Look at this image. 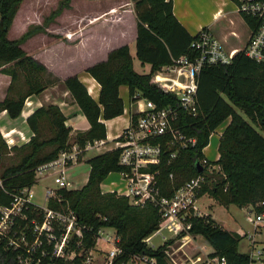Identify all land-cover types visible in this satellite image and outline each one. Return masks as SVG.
I'll return each mask as SVG.
<instances>
[{
  "label": "trees",
  "instance_id": "trees-1",
  "mask_svg": "<svg viewBox=\"0 0 264 264\" xmlns=\"http://www.w3.org/2000/svg\"><path fill=\"white\" fill-rule=\"evenodd\" d=\"M70 1L62 0L59 14L70 7ZM23 2H0V70L12 80L8 96L0 102V113L6 111L12 119L22 114L28 97L46 89L49 82L45 76H50L46 67L22 48L32 35L45 31L48 21L44 27L29 30L20 40L8 37ZM134 11L138 22L137 58L142 64L151 66L150 72L135 71L130 48L125 45L113 50L106 61L86 70L101 86L99 101L89 95L78 77L66 79L64 85L88 119L89 131L78 133L71 140L72 129L66 125V117L57 106L38 109L27 120L34 136L28 144L12 149L22 154L19 163L0 171V205L11 206L15 195L24 188L33 187L39 167L56 161L75 145L84 149L87 143L105 140L107 132L101 119L111 120L124 113L120 88L127 86L132 102L144 99L158 108H178L175 129L195 140L179 149L171 144V136L161 140V161L146 171L156 174L162 196L171 198L187 181L203 175L205 184L198 199L209 195L226 208L234 205L242 209L250 205L255 212H262L264 209L258 205L264 202V137L258 128L264 132V64L251 60L242 50L229 65L204 68L197 77L198 114L192 116L179 108L177 92L165 91L152 82L154 74L172 65L175 59L196 58L197 54L190 48L196 35H190L175 16L173 0H136ZM20 80L26 85L24 91L17 89L16 83ZM136 119L134 115L133 122ZM228 119L230 124L220 138L219 159L210 161L217 169H204L200 173L196 164L205 158L203 151L211 136ZM45 126L52 132L47 139L42 137ZM175 151L176 157L172 158ZM4 153H9V149L0 133V164ZM119 155L120 150L116 149L89 159L88 183L81 190H59L49 199L50 209L74 211L83 231L81 237L74 234L69 241L67 250L75 253L73 259L46 258L42 264H88V251L95 246L98 232L103 228L115 230L116 246L122 251L112 264H125L136 257L155 259V264H168L165 251L174 240L156 250L145 243L164 223L160 221L158 209L152 204L135 206L128 197L117 193H102L101 184L109 174L128 171V167L119 164ZM44 216L43 210L33 204L23 209L12 232L0 240V264H20L18 257L24 255V248L20 245L15 249L9 245V238L17 242L20 235L26 233L31 240L33 223H42ZM187 222L191 224L188 234L204 238L215 255L226 257L229 264H249V255L239 250L241 237L225 230L211 215L198 217L190 213ZM55 233L60 236L62 232L55 230ZM44 247L50 249L46 242Z\"/></svg>",
  "mask_w": 264,
  "mask_h": 264
},
{
  "label": "built area",
  "instance_id": "built-area-1",
  "mask_svg": "<svg viewBox=\"0 0 264 264\" xmlns=\"http://www.w3.org/2000/svg\"><path fill=\"white\" fill-rule=\"evenodd\" d=\"M109 1H116L120 4L111 8L104 15L90 20V24L109 13L118 14L134 11L135 9L136 0ZM234 1L238 12L249 20L248 24L251 28V34L243 52L251 60L264 64V0ZM74 35L75 33L68 34L67 37L71 38ZM190 48L197 54L194 60H190L187 56L175 59L172 65L165 66L154 74L153 82L165 91L177 92L179 108L192 116H196L198 114V75L204 68L231 64L238 52L227 51L209 28H202L196 34ZM179 77L183 78L181 82H179ZM178 112V108L173 106L158 108L156 104L148 101V107L137 115L135 122L132 120L131 127L123 133L117 140L116 147L112 149L120 150L119 164L128 167V171L121 173L127 181L126 193L121 195L128 197L130 203L138 207H143L146 204L154 205L158 209L160 221L164 222L156 232L145 240L146 245L152 249L155 248L154 250L158 249L152 243L155 236H160L162 241L160 246H165L166 242L176 237V235H181L183 241L191 236L188 234L191 229V224L187 222L189 214L192 213L198 217L203 216L196 208L198 197L205 184L203 175L190 179L171 198H167L160 194L156 183V174L146 171L151 165L160 163L162 155L161 140L167 136H171L170 142L177 149L186 147L188 143H195L194 139H188L175 129L174 123L178 120ZM104 145L103 141L87 143L84 149H80L75 145L68 152L62 153L60 160L58 158L56 161L43 165L37 171L49 170L60 162L64 166L77 162L79 156L85 151L94 148L100 150ZM176 154L177 151L173 152L171 157L175 158ZM200 164L208 171L217 169L210 164L207 158H203ZM55 196L51 192H47L45 197L47 203L49 199ZM34 198L35 194L32 187H27L14 196L11 206L0 205V240L12 232L17 218L22 215L23 209L28 205H35ZM258 207L264 209V202H261ZM38 208L44 212V221L33 223L31 240L28 239L26 233H22L17 242L9 238V245H13L15 249L20 245L24 248V255L18 257L19 263L42 264L43 259L46 258L51 260L64 259L66 261L73 259L75 253H69L67 250L69 241L74 234L81 237L83 231V228L78 224L75 212L72 210L67 212L57 211L50 209L48 206ZM247 219L253 227L252 232L245 235L249 243L247 252L250 257L249 264H264V241L259 245L260 242L255 240L256 235L264 234V210L247 216ZM55 230L61 231V235L57 236ZM167 230L170 231L168 234H172V237L166 235ZM104 235L106 236L105 240L114 245V248L108 253L112 259H115L122 253L121 249L116 246V236L111 237L105 234V228H103L99 230L98 237ZM45 242L50 249L44 247ZM172 245L166 248V259L169 262L168 259L170 258L172 263L178 264L173 258V252L170 250ZM209 248V246L201 247L204 256L195 260L188 259L189 264H229L226 257L215 255L213 249H211L212 247L211 250L207 251ZM144 260H148L151 264L156 263L155 259L149 260L147 257H136L131 261ZM91 261L92 258L88 255L87 263L91 264Z\"/></svg>",
  "mask_w": 264,
  "mask_h": 264
},
{
  "label": "crops",
  "instance_id": "crops-1",
  "mask_svg": "<svg viewBox=\"0 0 264 264\" xmlns=\"http://www.w3.org/2000/svg\"><path fill=\"white\" fill-rule=\"evenodd\" d=\"M231 4L235 5V9L226 10ZM173 6L175 16L190 35H196L202 28H209L227 51L241 52L246 47L251 34V28L247 20L238 12L234 0H225L217 5L213 4L212 7L214 9L212 8L208 24H201L197 28H194L195 23L191 20L190 14L192 13V7L190 0H173ZM21 8L17 15L21 11ZM103 8H94L93 10L85 9L76 12L70 8L69 11L72 13V17L70 19V29L68 30H70V34L75 33L71 38L61 36L56 33L57 31H54L55 29L63 30L64 28H69L68 25L64 26L62 25L64 23L59 21L62 14L49 24L45 32L32 35L22 44V48L28 56H31L46 67L48 74H50L48 78L51 80L48 81L49 83L42 93L27 98L22 114L18 118H10L6 111L0 113V133L8 145L11 155L14 152L12 150L13 147H21L28 144L34 136L27 120L42 107L57 106L62 111L66 117V125L72 129L70 134L71 140L76 134L89 131L91 125L65 87L64 81L70 77H78L87 88L89 95L95 101H99L101 86L93 77L86 73V70L99 62L106 61L113 50L125 45L129 46L135 71L138 72L137 65H141L142 67L146 65L149 67V71L146 72L144 70L138 73L147 74L150 72L151 66L149 64H142L137 58L136 41L138 22L135 11L120 12L118 14L109 13L90 24V20L104 15L112 7L106 10L105 8L103 10ZM67 10H64V12ZM28 17H23V26L20 27L18 36H15L12 40L22 39L30 28L43 26L42 21L29 22ZM86 18L88 20L85 23L84 19ZM15 19L10 31L15 27ZM101 21H104L102 25L100 24ZM182 80L183 78L179 77V82ZM11 81V77L3 74L0 70V102H3L8 96ZM152 83L156 85V83ZM16 86L21 91L26 89V85L22 80L18 81ZM122 87L120 88V96ZM121 98L124 103V113L111 120L101 119V122L106 127L107 138L101 140L105 145L100 150L96 148L87 150L77 162L70 163L66 166L60 162L49 170L37 172V182L32 187V190L34 192L36 187L41 184L46 204L39 206L34 202L35 205L38 207L48 206L45 199L47 192L56 195V192L62 189L69 191L81 190L88 183L91 172V166L87 161L114 149L117 140L131 127L132 117L138 115L148 107V101L144 99H138L136 102H132L129 89L128 106H126L124 98L122 96ZM229 124L230 119L225 121L211 136L209 145L203 151L205 158L211 160L213 151L217 149L218 154L215 159L216 161L219 159L220 138ZM58 160H60V157ZM125 189H127V186L125 187L123 182L111 181L106 183L105 180L101 184L103 194L117 193L121 195L126 193ZM34 194L36 198L37 194L35 192ZM210 200L214 204L209 206L216 208L218 204L212 198ZM198 201L196 203L197 211H200L203 215H211L225 230L238 233L239 229L234 231L223 226L215 219L212 212L206 209L203 211L200 210ZM166 235L172 237V234ZM207 245L211 248L209 244Z\"/></svg>",
  "mask_w": 264,
  "mask_h": 264
},
{
  "label": "rangeland",
  "instance_id": "rangeland-1",
  "mask_svg": "<svg viewBox=\"0 0 264 264\" xmlns=\"http://www.w3.org/2000/svg\"><path fill=\"white\" fill-rule=\"evenodd\" d=\"M223 1L225 0H190L191 7H192V13L190 14V16H191V20L195 23L194 28H197V26L201 24H208L209 19L211 17L212 8L214 9V7H212L213 4L217 5L219 3H222ZM61 2L62 0H24L23 4L21 5L22 8L20 7L21 11L19 12V14L17 15L15 19V27L12 31H9V35H8L9 39L12 40L13 38H15V36H18L20 27L23 26V17H26V16L28 17V15H30L28 17L29 22L42 21L43 26H39V27H44V24L46 21H48V24H50L56 18H59L63 14L59 18V21L64 23L62 24L64 26L68 25L69 28H64L63 30L55 29L54 31H57L56 33H58L61 36H67L68 34H70V30L68 29H70V23H71L70 19L72 17V13L69 11L70 8L74 9L73 10L74 12L79 11V10H85V9H92V10L94 8L100 9L101 7H104L106 10L110 7L112 8L117 7L120 4L119 2L116 3V1H109V0H71L70 7L67 8L68 10L64 12V10H66L64 9L59 14L58 10L61 5ZM232 9H235L234 4H231L226 10H232ZM87 20L88 18L84 19V22L86 23ZM103 23L104 21L100 22L101 25ZM31 29H34V28H30V30ZM137 70L138 72H143L144 70L148 72L149 67L146 65L144 67H142L141 65H137ZM48 77L49 76L46 75L45 80L50 81L51 79ZM20 84L22 85V83ZM121 96L124 98L126 106H128L127 86L122 87ZM258 131L264 137V132L260 128H258ZM51 135H52V132L50 131V129L48 130L47 126H45L42 131V137L47 139ZM91 153H95V152H91ZM217 154H218V151L216 149L213 151L211 160L209 159L208 160L211 162H216L215 158ZM21 156L22 154H20L18 151L13 152L12 155L10 153H4L1 159L0 171L2 172L4 168L19 163ZM120 175L121 174H118V173H112L110 176L106 178V183H109L111 181H118V182H123L126 187L127 181L126 179H124L122 175L121 176ZM34 192L37 194V197L34 199V202H36L39 206H44L46 202L44 200V192L41 189V184L36 187V190ZM213 204L214 203L210 200L209 195H204L198 201V207L200 208V210L203 211L206 209L212 212L215 219L219 221L227 229L234 230V231L239 229L238 233L237 232H233V233L241 237L240 247H239L240 252L247 253L248 248H249V243L245 235L248 232H252V229H253L252 225L248 222L247 216H250L251 214L255 213L254 208L250 205L242 209L234 205L229 208L219 206V205H217L216 208L209 206ZM212 208L214 209V212ZM169 232L170 231L167 230L166 234H168ZM105 234H108L111 237L116 236L115 230L113 229H105ZM105 238H106L105 235L98 237L95 246L88 251L89 252L88 255L92 258L91 264H112L113 263L114 259L110 257L108 252L114 248V245L112 243L107 242ZM190 238H192L193 240ZM173 239L175 240L170 250L173 252L174 254L173 258L178 264H189L190 262H188V259L195 260L198 257H203L204 251H202L201 247L208 246L207 245L208 243L201 236L194 237L193 235H191L190 237L182 241L181 240L182 237L180 235H176V237L170 240H173ZM255 240L259 241L260 242L259 245H261L262 242L264 241V234L256 235ZM161 242L162 241H161L160 236H155L152 241V243H154L157 246L156 248L160 247ZM209 250L211 249L209 248L207 251ZM168 260H169L168 262L169 264H174L172 263L170 258ZM125 264H151V263L148 262V260L137 261V262H133L130 260L126 262Z\"/></svg>",
  "mask_w": 264,
  "mask_h": 264
},
{
  "label": "water",
  "instance_id": "water-1",
  "mask_svg": "<svg viewBox=\"0 0 264 264\" xmlns=\"http://www.w3.org/2000/svg\"><path fill=\"white\" fill-rule=\"evenodd\" d=\"M262 122L264 123V118H263ZM196 166L198 167L200 173H202L204 171V168L202 167V165L200 163H197Z\"/></svg>",
  "mask_w": 264,
  "mask_h": 264
}]
</instances>
